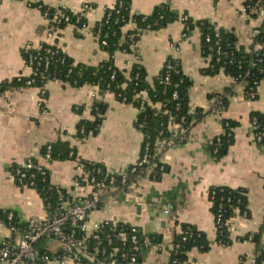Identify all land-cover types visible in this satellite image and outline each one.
<instances>
[{
    "label": "crops",
    "instance_id": "0c3cea01",
    "mask_svg": "<svg viewBox=\"0 0 264 264\" xmlns=\"http://www.w3.org/2000/svg\"><path fill=\"white\" fill-rule=\"evenodd\" d=\"M31 1L53 8L62 6L75 13L89 4L85 13L88 26L70 23L50 39L49 21L39 7L29 5L28 0H0V83L32 74L23 56L26 46L54 43L76 64L89 66H98L109 58L93 29L106 8L115 6L117 0ZM162 3L179 13L180 18L163 28L144 31L131 52L115 53L114 63L126 76L135 64L141 65L148 83L154 85L165 62L177 60L192 82L189 106L200 108L205 116L192 122L189 140L160 156L166 169L159 179L151 177L148 170L127 193L105 201L92 218L137 226L144 239L159 235L160 242L142 250L140 264H168L174 235L181 231L182 224L194 226L210 242L206 251L192 248L184 264H241L246 257L264 256V244L259 248L255 241L244 240L247 234H256L264 226V146L254 140L251 121L253 112L264 113V82L251 98L246 83L234 82L224 71L205 73L210 58L202 51L201 29L195 26L183 38L181 17L187 15L193 22L208 20L233 34L237 45L246 49L254 43L253 28L262 21L243 19L242 0H132L131 10L149 15ZM134 28L135 24L129 23L123 32ZM44 87V107L37 86L11 88L0 96V210H13L21 220L46 217L47 210L41 194L18 184L12 169L28 157L41 159L44 146L66 140L76 147V159L46 162L51 184L69 191L82 160L101 164L109 172L128 173L140 158L145 138L136 126L139 109L120 101L114 93L102 94L95 85L76 87L55 79L48 80ZM222 98L227 100V107L219 112L215 106ZM94 101L103 102L107 108L98 133L82 142L77 137L78 125L95 118ZM224 120L236 123L234 142L225 155L217 158L211 144L224 132ZM221 186L243 190L244 210L248 212L243 216L240 207L233 210L229 220L235 231L230 232L227 245L218 242L210 199L211 190Z\"/></svg>",
    "mask_w": 264,
    "mask_h": 264
},
{
    "label": "trees",
    "instance_id": "16d2710c",
    "mask_svg": "<svg viewBox=\"0 0 264 264\" xmlns=\"http://www.w3.org/2000/svg\"><path fill=\"white\" fill-rule=\"evenodd\" d=\"M32 6L40 7L42 12L48 11L49 18H53L57 12H59L57 8L47 6L41 2L33 3ZM131 8L132 0H117L115 6L106 8L104 17L95 25L93 29L94 34L98 36L99 42H102V40L106 41L105 45H101L102 48L109 54V58L106 61L102 62L98 66H89L80 63L76 64L70 56L65 54L59 48V53L55 55V63L47 70L44 67H41L38 74L35 76L36 82L28 84L27 81L29 77H18L11 81L2 82L0 83V96L11 88H19L23 86L38 87L42 86L50 79H55L76 87L83 86L85 84L95 85L98 87L100 93L103 94L105 92H112L120 101L123 99L122 97H125L126 103H130L138 107L140 105V98L137 97V94L141 91H147L151 100L154 102L166 103L167 109L169 110L168 114H163L161 111L147 106L145 109L139 111L137 124H144V128L142 129L145 137L143 146L146 141H149L151 145L150 151L155 153V141L159 137L163 138L170 135L167 130L170 115L174 116L177 120L181 116L186 115L188 124H191L193 121L196 122L201 120L205 115L200 108H197L194 114L189 113L190 106L188 103V92L192 82L183 73L181 67H179L178 71L171 72L170 83H164L166 72L165 70H162L159 76L156 78L154 85H150L147 81L146 70L141 65L135 64L129 76H126L125 73L118 69V67L115 65V53L119 50L131 52L144 31L163 28L169 23L180 18L179 13L173 11L167 3L157 5L149 15L132 12ZM62 13L64 17H62V21L60 23L61 29L70 23L77 24L76 20L78 14H75L68 8H63ZM66 17L68 19H66ZM82 21H85V19ZM130 21L134 22L135 28L124 34L123 28ZM186 22L190 27V31L195 26L200 27L203 54L206 57L212 58L214 67L206 68L204 70L205 73L217 74L222 70L226 74H229L240 81L244 77L240 75H244L247 71H249L250 76L249 78H246L247 94L249 93V86L253 85L255 80L261 79L264 81V76L257 71V65L259 64L255 66L252 64L257 60L256 52H254L253 49L254 43L251 47V51H247L244 47L237 45L236 38L233 34L216 28L208 20L193 22V20L189 18ZM216 29L220 34V46L222 50L220 62H216L215 60L217 39L215 37ZM207 35L211 37V41L209 42L206 41ZM257 39H259V37L256 38V40ZM260 40L264 41V34L260 36ZM35 53V50H30L28 53L23 50V56L26 61L29 60L31 54ZM261 56L264 57V54H261ZM171 59L174 61L173 58ZM112 76H114V78H112ZM176 83H178V87L176 89L178 90L179 98L173 99L172 93L175 89L173 86ZM46 97L47 94L45 95V98ZM221 100V106H223L225 109L227 107V100L224 98ZM177 104H180L179 109H177ZM92 106L95 118L93 120H82L79 123L77 129V137L79 139H81L83 136L90 137L98 133V129L102 122L107 105L100 101H94ZM253 120H256L253 132L260 133L262 135V140L258 142V144L264 146V113L253 112L251 121ZM235 126L236 123L231 120L223 121L224 132L220 135L219 141L215 139L211 144V150L215 157L220 158L225 155L230 145L234 142L233 128ZM161 131L163 132L161 133ZM51 145L52 160H68L76 158V147L72 145L70 141L58 140ZM45 149L46 146H44L41 150L42 155L45 153ZM71 152H74V156L70 155ZM81 162L88 169L92 168L93 166L100 165L89 163L83 160ZM161 165L163 164L160 161V156L157 155L150 165L139 167L133 174H131L129 171V179L130 181L138 179L141 176L146 175L148 170H151V177L153 175L155 179H159L166 169L165 165H163V169H161ZM17 166L18 165L13 167V173L16 171ZM98 177L104 178L102 174ZM34 179L36 181V190L44 199H46V203H51L53 208L57 207L58 201L56 188L51 184L49 176L46 181H42V178L39 176L35 177ZM212 190L216 192L215 201L213 202L215 214L217 212V205L220 202V197L230 199L228 203H225L223 215L224 220L229 219L233 215V207L237 206L244 210L246 197L243 190L232 189L225 186L216 187ZM0 214L2 217H5L6 211L0 210ZM15 218H18L17 214ZM71 227L72 226L68 225L67 231H70ZM118 229H123L127 235L131 234L129 225L119 226ZM138 231L140 239H144L140 230ZM101 238H104V232L101 233ZM149 239L152 241V243H158L160 242L161 237L155 234L150 235ZM230 241V233L226 228H224L221 232L218 231V242L227 245L230 243ZM253 241H255L257 247L260 248L263 246L264 226L261 227L256 234H254ZM95 243V241H91L92 246H94ZM113 246L118 248L121 252H126L128 255L133 253L129 241L123 244L120 240L115 239ZM194 247L206 251L210 248V242L207 236L203 232L198 231L194 226L190 224H182L181 231L174 235L172 255L168 264H184L188 258V252ZM143 249H145V247ZM142 250L138 254L137 264H140ZM110 251L111 248H108L107 255L110 253ZM174 260H177V262L174 263ZM263 260V255H260L256 258L257 264H263ZM126 263V261H122V264Z\"/></svg>",
    "mask_w": 264,
    "mask_h": 264
},
{
    "label": "built area",
    "instance_id": "2783aa9c",
    "mask_svg": "<svg viewBox=\"0 0 264 264\" xmlns=\"http://www.w3.org/2000/svg\"><path fill=\"white\" fill-rule=\"evenodd\" d=\"M29 5L33 2L28 0ZM89 4H84L82 10L78 13L76 23L81 27H87V21L85 19V13L90 9ZM40 8V7H39ZM65 7H58L57 14L53 18H49V12H43L44 16L48 19V37L54 39L60 28L62 17H64L62 10ZM241 16L244 20H261L262 24L255 26L252 30V36L254 38V52H256L257 60L252 64L257 65V71L264 76V41L260 40V36L264 34V0H242ZM66 19H68L66 17ZM85 21H82L84 20ZM184 23L183 38L188 36L190 27L187 25L189 17L183 15L181 17ZM100 22V21H99ZM129 23H134L130 21ZM128 23V24H129ZM96 35V34H95ZM98 38V36L96 35ZM216 52L215 60L220 62L222 50L220 46V34L216 29ZM256 40V38H258ZM99 41V39H98ZM206 41H211L209 35L206 36ZM100 45H105L106 41L99 42ZM102 47V46H101ZM252 47V46H251ZM250 48H245L247 51H251ZM30 50H35V54H31L29 60L26 61L27 65L32 69V74L27 81L28 84L36 82V74H38L41 67L46 70L52 66L56 59L55 55L59 53V47L54 43H43L40 46L33 48L26 46L24 51L28 53ZM207 68H213L212 58ZM180 63L174 59H168L163 67L166 75L164 77V83H170L171 72L178 71ZM222 71V70H221ZM229 75V74H227ZM232 77L231 75H229ZM242 80L232 77L234 82L246 83V78H249L250 72L247 71ZM114 78V76H112ZM263 80H255L253 85L249 86V94L251 98L256 95L257 88L263 83ZM46 83V82H45ZM45 83L42 86H38L42 101V107L45 106ZM175 89L172 93L173 99L179 98L178 83L173 86ZM140 98V105L137 107L139 111L150 106L163 114H168L167 104L163 102H154L148 95L147 91H141L137 94ZM122 102H126V98L122 97ZM222 100L220 99L215 106V109L219 112L224 109L221 106ZM180 108V104H177V109ZM196 111L195 106L189 107V113L194 114ZM256 120L252 121L253 129L255 128ZM138 128L142 131L144 128L143 123L137 124ZM192 123L188 124L187 116L183 115L178 120L174 116L170 115L167 130L170 133L168 137L158 138L155 141V153L150 151L151 145L149 141H146L142 146L140 158L138 162L131 167L130 173L133 174L137 169L144 165H150L153 159L170 148L181 145L190 138ZM83 132V131H82ZM163 131H161L162 133ZM160 133V134H161ZM159 136V135H158ZM254 140L260 142L262 135L260 133H253ZM218 136L216 139L219 141ZM89 137L83 136L80 140L86 142ZM216 151V149H215ZM52 145H46L45 153L41 159L34 157H28L25 162L16 167V171L13 173V178L16 182L22 186L36 189L35 177L39 176L42 181H46L49 176V170L46 162L52 160ZM74 156V152L70 153ZM76 159V158H75ZM163 169V165L160 167ZM79 174L72 179L71 190L55 186L58 205L53 208L52 204H44L47 210L46 217L30 216L25 220H21L16 217V213L13 210H7L5 217L0 214V264H122V261H126V264H137L138 254L144 247L153 246L154 243L150 239H140L138 234V228L134 225H129L120 220H97L92 218V213L98 210L105 201L115 198L120 194H125L128 190L136 186L137 179L130 181L129 173L127 172H109L104 169V166L97 165L88 169L82 162H78ZM105 171V172H104ZM103 175L104 178H99V175ZM27 180V181H25ZM53 185V184H52ZM223 187V186H221ZM45 189V188H44ZM216 192L211 190L210 199L213 204L215 201ZM230 199L220 197V202L217 205V212L215 214L216 227L219 232L224 228L227 231L234 232L235 226L232 225L229 219L223 218L225 203H228ZM237 206L233 207V210ZM243 216H247L248 212L244 210ZM72 226L70 231H67V226ZM129 225L130 235H127L123 229H118L119 226ZM104 232V238H101V233ZM244 239L247 241H253L254 233L247 234ZM120 240L123 244L128 241L131 244L133 253L128 255L126 252H121L118 248L114 247V240ZM95 241V245H91V241ZM104 243V245H103ZM56 250H52V249ZM111 248L110 253L107 255V249ZM246 257V256H245ZM174 263L177 260L173 261ZM257 264L256 257L254 255L242 259L241 264Z\"/></svg>",
    "mask_w": 264,
    "mask_h": 264
}]
</instances>
